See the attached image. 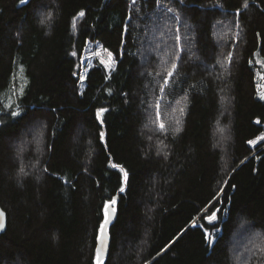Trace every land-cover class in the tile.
I'll use <instances>...</instances> for the list:
<instances>
[{"label": "trees", "instance_id": "obj_1", "mask_svg": "<svg viewBox=\"0 0 264 264\" xmlns=\"http://www.w3.org/2000/svg\"><path fill=\"white\" fill-rule=\"evenodd\" d=\"M244 2L0 0V264H92L113 197L106 264H264V0ZM91 43L114 56L111 71L95 62L83 73ZM179 48L173 91L164 80ZM113 163L129 172L125 194ZM216 207L213 227L201 212Z\"/></svg>", "mask_w": 264, "mask_h": 264}, {"label": "snow or ice", "instance_id": "obj_2", "mask_svg": "<svg viewBox=\"0 0 264 264\" xmlns=\"http://www.w3.org/2000/svg\"><path fill=\"white\" fill-rule=\"evenodd\" d=\"M31 2V0H19V4L20 5H29ZM136 0H133V3H135ZM180 3H183V0H180ZM252 3L254 6L259 7V5L255 4V0H252ZM249 3L248 0H245V2L242 4V8L244 10H247L249 8ZM168 12H173L172 8H168L167 9ZM241 14V8H236L235 11L233 12V16L234 18H236L234 20L235 26L237 29H239L240 25H239V21L238 18L240 17ZM79 17H84L85 16V12L83 10H81L78 13ZM174 18L176 20H179V16L177 14H174ZM51 19L50 16L45 17L43 20L40 21L41 24H46L49 22V20ZM128 28L127 25L124 26V33H127ZM179 30L177 29V32ZM257 36H259V33H257ZM235 38L238 40L240 38V34L239 31L235 34ZM175 40L177 42L180 41V36L177 34L175 36ZM184 49L183 48H179V51L177 52L176 55V61L171 64V68L170 70L166 71V79L164 80V83L166 85L169 86V88L171 90H175V88H178L181 86L182 81L178 80L179 77V68L181 66L182 62V58L179 55V52H183ZM71 55L75 56L76 53L73 52L71 53ZM233 62V56L230 53L227 56V63L229 65H231ZM250 65L252 64V61L249 60L248 62ZM261 64H264V60L260 61ZM109 71H111V65H107ZM186 79V78H185ZM161 93H163L165 91L164 88L160 89ZM19 95H23V88L20 89ZM260 99L264 100V93L260 94ZM3 107L5 108H11L12 105H4ZM160 107L159 103L156 104V109L158 110ZM47 110V109H44ZM51 111L55 112V109H52ZM109 109L106 107H99L95 110L94 112V119L97 121V126L100 127L101 129L104 128L105 125V120H104V114L106 112H108ZM180 112L183 114L184 113V108L180 109ZM7 115H9L10 117L13 118V123L16 122V120L18 118H22V114L21 111H10L7 113ZM175 123L177 125L180 124L179 120H176ZM257 123H259V121H257ZM8 124L3 121L0 120V132H2L4 130L5 127H7ZM44 128H46V125H43ZM165 124L164 123H160L159 124V130L164 131L165 130ZM180 128L176 127L175 128V132H179ZM56 132L55 130L52 131V135L55 136ZM98 139L101 142L103 147H107V139H106V132L101 130L98 132ZM258 140L260 141H264V136H261L258 138ZM257 140H250L247 143L249 145H256L257 144ZM22 151V149H21ZM109 168L111 169H115L117 174L120 176V186L118 188V193L117 195H121V194H125L128 191V184H129V172L127 171L126 168H124L122 165L119 164H109ZM44 172H47V169H43ZM18 175H27V173L24 172V168L21 167L20 168V173ZM54 175V174H53ZM60 179H63V177H61ZM65 184L68 187H71L72 185L70 184V182L65 181ZM234 187V186H233ZM220 192H223V189L221 188L219 190ZM219 199L218 197H214L212 201H210L207 205V208H212L214 204L218 203ZM117 204V198L113 197L108 199L107 201H105L102 205H101V223L98 225L97 227V234H96V247H95V252H94V256H93V262L92 264H106V259L109 256V240L111 239L110 233H109V227L112 224V213H114L115 210V206ZM207 208H205L202 212H201V216L203 217V219L209 224L212 225L213 227L216 226V224L219 222V218L217 213L221 212V209L219 207H216L214 211L211 212V214H207ZM192 227H197L196 221L193 220ZM200 227L203 228V225H199ZM5 228V221H4V213L2 211H0V232H2ZM203 235L204 238L208 244V246L211 248L213 246L214 243L218 242V238L216 235H214L212 232H209L207 228L203 229ZM167 243V242H166ZM171 245H168L167 247L162 246V251H167L168 248H170ZM157 255H160V252H157ZM147 264H151V262H147Z\"/></svg>", "mask_w": 264, "mask_h": 264}, {"label": "rangeland", "instance_id": "obj_3", "mask_svg": "<svg viewBox=\"0 0 264 264\" xmlns=\"http://www.w3.org/2000/svg\"><path fill=\"white\" fill-rule=\"evenodd\" d=\"M84 62L85 65L83 68V73H86L88 68L92 66V64H94L95 62L102 63L107 69V65H111V69L114 68L116 65V60L114 56L98 43H91L88 46Z\"/></svg>", "mask_w": 264, "mask_h": 264}, {"label": "water", "instance_id": "obj_4", "mask_svg": "<svg viewBox=\"0 0 264 264\" xmlns=\"http://www.w3.org/2000/svg\"><path fill=\"white\" fill-rule=\"evenodd\" d=\"M0 211L4 213V221H5V228L2 232H0V235L4 234L8 228V213L5 211V209L0 204ZM117 218V210H114V213H112V222L116 220ZM110 247H111V239L109 240V253H110ZM109 257V256H108Z\"/></svg>", "mask_w": 264, "mask_h": 264}]
</instances>
